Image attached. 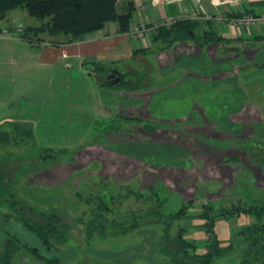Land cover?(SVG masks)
Returning a JSON list of instances; mask_svg holds the SVG:
<instances>
[{"label":"crops","instance_id":"0c3cea01","mask_svg":"<svg viewBox=\"0 0 264 264\" xmlns=\"http://www.w3.org/2000/svg\"><path fill=\"white\" fill-rule=\"evenodd\" d=\"M132 1L135 9L128 32L118 33L116 24L107 22L80 41L59 45L42 41L35 53L40 64L72 62L79 69L103 65L102 74L88 73L92 113L90 117L78 116L95 123L103 118L109 122L129 118L119 119L113 127L116 131H89L91 140L83 149L88 156L85 164L93 165L92 177L105 178L112 187L132 185L139 190L157 181L169 191L170 200L190 201L212 211L236 205L242 200L240 195L264 199V168L250 154L253 140L264 138V75L242 78L247 72L264 69V24L233 26L227 22L245 13H264V0ZM203 12L222 15L224 20L215 23L198 17ZM165 18H170V23L194 22L198 35L212 30L236 39L202 45L183 40L163 47L161 41H151V34L141 40L131 38L135 25L150 27L152 21ZM124 72L134 76L135 82L124 80ZM142 120L155 125L144 129ZM145 144L161 147L155 148L154 155L169 157L170 165L150 163L133 154L135 145L137 151L145 152ZM86 166L78 167L79 171ZM200 210L185 215L187 225L180 226L182 237L194 242L199 255L207 247ZM253 221L244 213L214 217L211 232L222 250L213 255L210 264H241L243 259L264 264V244L248 246L244 240V229ZM9 233L15 235L14 229ZM5 235L1 228L0 248ZM39 245L36 240L33 246L39 250ZM155 245L157 249L149 251L153 259L146 260L135 258L136 248L131 249L132 257L121 251L120 245L104 247L105 253L95 254L102 248L72 244L47 250L51 256H44L57 260L55 264H172L158 253V241ZM10 264L46 263L19 250Z\"/></svg>","mask_w":264,"mask_h":264},{"label":"rangeland","instance_id":"374dc122","mask_svg":"<svg viewBox=\"0 0 264 264\" xmlns=\"http://www.w3.org/2000/svg\"><path fill=\"white\" fill-rule=\"evenodd\" d=\"M39 23V19L29 16L24 8L19 6L10 10L0 20V135L3 138L8 137L6 142L5 139L0 142V160L3 161H0L2 162L0 167L4 164L9 171L7 175L11 177L15 174L13 169L16 168L17 164L27 162V165H22L26 172L25 175L23 176L22 173L18 176L14 175L12 179L15 181H11L10 184L15 191L17 190L18 197L24 198V200L29 198L27 191L23 189L24 187L38 191L42 190L41 188L46 189L44 193L37 195L38 202L35 205H37L38 210H54L59 213L62 218L61 222L68 225L66 242L63 245H58L59 249L72 246V244H76L80 248L83 245L85 248L90 249L102 248L100 251H95V254H98L105 253L102 252L104 247L110 249V246L120 245V250H126L125 252L131 254L132 257L133 252L131 249L136 248L137 255L135 258L137 260L151 259L149 251L154 250V247L157 249L155 243L159 239V230L161 229L156 226H140L139 229L126 235L115 236L112 233L110 234V230H107L109 236L102 238L93 236L89 241L84 242L83 224L76 219L79 216L83 219L88 216L85 214L86 207L83 204L85 194L82 195L83 199L80 198L77 202L73 190L79 189L82 183H85L91 189L92 194L95 193V190H98L92 184L93 181L96 182L90 173L93 170V165L85 164L88 161V156L85 155L83 148L91 140V132L89 131H92L95 127L109 126L110 123L107 118L95 123L78 116L90 117V112L92 113L91 105L93 103L90 101L92 87L87 82L90 81L88 76V73L91 72L90 64L80 69L72 62L67 63V65L66 63H58L57 65L40 64L35 55L42 45H40V42L43 41V43L49 44V41H53L54 38L46 34L33 36L28 31L26 36L31 39V42L20 38L21 30L26 27L37 26ZM17 28L20 30L16 31ZM148 32L151 34V31ZM37 38L40 40L36 41ZM55 40L58 45L66 44L61 42L63 37H58ZM122 77L127 82L133 83L136 80L129 73L123 74ZM151 109L156 111L155 107ZM11 123L30 128L32 139H26L24 142L18 141L15 144L10 138L13 135ZM116 124L117 122L114 123V125ZM128 124L126 123L125 127L128 128ZM142 124L143 128L148 130L155 125V123L146 120H142ZM145 146V152H140L141 150L137 151L138 147L135 145L131 148L133 154L150 163L164 164L166 167L170 165L169 157L154 155L155 148L161 150V147H151L148 144H145ZM250 153L253 157L257 156L259 159V156H264V138L253 140ZM44 154L53 155L55 161L46 166H42L39 159L37 162L34 161L36 157ZM82 162H84L83 166ZM84 166H86L85 169L79 171ZM78 167L80 168L78 169ZM103 179L105 180V178ZM153 183L159 182L154 181ZM131 186L129 188L136 190ZM101 187L104 190L107 188L104 185H101ZM52 188L56 189L53 194L47 191L49 189L53 190ZM240 196L242 198L240 203H242L246 197L245 195ZM117 199L119 203H117L115 210L118 214L129 213L130 211L136 213L143 208L140 201L135 200L132 196H123V192L117 195ZM169 202L168 207L166 205L167 209H170V207L176 209L182 203L174 202L172 198L170 200V194ZM200 207L201 204L192 203L188 207L186 215L193 214ZM115 215L106 213L108 219L116 218ZM5 222H0V229L3 228L5 232L14 229L15 236L20 242L31 246L35 245L38 239L30 232L22 229L18 222L13 219ZM187 222L183 217L179 221L173 222L169 230V236L174 235L177 227L186 226ZM138 233L144 234L142 236ZM149 234L152 236L150 237ZM137 237H140V242H136ZM38 249L39 253L51 256V253L47 251L48 249L41 244ZM154 255L157 257V254Z\"/></svg>","mask_w":264,"mask_h":264},{"label":"trees","instance_id":"16d2710c","mask_svg":"<svg viewBox=\"0 0 264 264\" xmlns=\"http://www.w3.org/2000/svg\"><path fill=\"white\" fill-rule=\"evenodd\" d=\"M22 7L29 16L40 20L39 25L34 27H26L21 30L20 38L31 39L26 36V32H31L33 36L38 34H46L54 38L49 41L50 45L56 44L58 37H63V43H72L82 40L86 34L101 29L105 23L113 22L116 24V31L118 33L128 32L129 24L134 12V3L132 0H0V20L15 7ZM194 22L187 20H177L169 24H162L156 26L151 31V41H161L163 47H168L175 41L193 40L198 45L209 42H229L231 39L225 38L216 34L212 30L198 35L194 32ZM40 40L39 38L36 39ZM60 43V42H58ZM138 50H134L136 53ZM142 51V50H140ZM105 67L98 63L91 65V72L93 75L102 74ZM115 85H118L115 84ZM120 120H128V117H118L116 121L109 122V126H102L94 128L95 133H103L108 129L116 131L113 128L115 122ZM135 120V118H131ZM13 133L10 138L15 144L20 141L24 142L26 139H32V131L26 126H19V124L11 123ZM0 142L8 137H1ZM252 156V153H250ZM47 157V158H46ZM252 156L262 168H264V156ZM41 161V165H48L54 162L55 158L51 154H44L34 159L35 162ZM2 161V160H0ZM3 162V161H2ZM0 162V163H2ZM5 163V160H4ZM7 163V162H6ZM22 165L17 164L13 169L14 175L18 176L20 173L25 175ZM9 166V165H8ZM18 166V167H17ZM11 168V167H10ZM12 169V168H11ZM8 169L4 164L0 167V222H5L13 219L19 225L34 235L39 243L48 250L57 251L58 245H63L66 242V231L68 225L61 222V215L54 210H38L35 203L38 202L37 195L44 193L46 189L27 191L29 198H19L17 190L10 184L12 179L7 175ZM98 190L92 194L91 189L82 183L79 189H75L74 196L78 202L82 195H84L83 204H85V214L87 218L83 219L79 216L76 220L83 224L84 242L89 241L93 236L100 238L107 235V230H110L112 235H126L129 232L139 229L140 226H156L159 230L158 253L166 258L172 264H210L213 255L220 253L222 248L217 246L215 237L211 232V222L214 217H219L225 214L227 217L238 213L251 215L254 218L253 223L244 229V240L248 246L252 244H264V199H245L242 203H237L229 208H221L212 211L208 206H201L199 213L200 218L204 219V229L206 233L205 246L206 250L203 254H196V246L194 242L186 240L182 237L184 230L177 227L173 236H169V230L172 223L179 221L186 215L188 207L192 202H182L176 209H167L169 202V191L159 183H153L144 190L132 189L129 186L112 187L103 178H97L96 182L92 183ZM101 185L107 186L104 190ZM53 190L49 189L51 194ZM43 191V192H42ZM36 192V193H35ZM123 192V196H132L135 200L143 204V208L134 213H116V205L119 203L117 195ZM34 202V204H33ZM49 205V204H48ZM167 205V207H166ZM171 206V205H170ZM51 208V206L49 205ZM53 208V207H52ZM106 213L115 215L116 218L106 216ZM6 239L0 248V264H10L11 257L19 250L26 251L33 258L42 261L46 264H55L57 260L46 258L40 254L36 247L28 246L21 243L17 237L9 232H6ZM248 241V242H247ZM241 264H252L244 259Z\"/></svg>","mask_w":264,"mask_h":264},{"label":"built area","instance_id":"2783aa9c","mask_svg":"<svg viewBox=\"0 0 264 264\" xmlns=\"http://www.w3.org/2000/svg\"><path fill=\"white\" fill-rule=\"evenodd\" d=\"M198 17L205 19V20H212L215 23L222 22L224 20L222 15L219 14H211L207 12H203L202 14L198 15ZM171 22L170 18H165L163 20H154L151 22L150 27H146L145 23L137 24L130 32V36L133 40H141L149 36L148 31H152L156 26L162 24H169ZM227 22L233 26H255L259 24H264V13H260L257 15H253L250 13L242 14L240 17H235L228 19ZM20 29H16L19 31ZM4 31V29H3ZM6 31V30H5Z\"/></svg>","mask_w":264,"mask_h":264},{"label":"water","instance_id":"95a60500","mask_svg":"<svg viewBox=\"0 0 264 264\" xmlns=\"http://www.w3.org/2000/svg\"><path fill=\"white\" fill-rule=\"evenodd\" d=\"M258 75H264V69H256V70H252L250 72H247L244 75H242V78L248 79L250 77H254V76H258Z\"/></svg>","mask_w":264,"mask_h":264}]
</instances>
